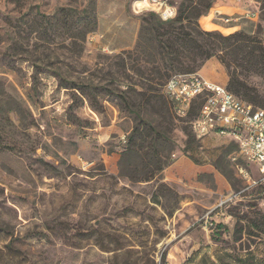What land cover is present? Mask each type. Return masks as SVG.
Instances as JSON below:
<instances>
[{
  "label": "rangeland",
  "instance_id": "rangeland-1",
  "mask_svg": "<svg viewBox=\"0 0 264 264\" xmlns=\"http://www.w3.org/2000/svg\"><path fill=\"white\" fill-rule=\"evenodd\" d=\"M238 1L0 0V264H264V179L163 91L199 59L163 49L160 4L263 46L264 2L226 15ZM243 56L230 69L264 100ZM193 70L227 83L217 56Z\"/></svg>",
  "mask_w": 264,
  "mask_h": 264
},
{
  "label": "built area",
  "instance_id": "built-area-1",
  "mask_svg": "<svg viewBox=\"0 0 264 264\" xmlns=\"http://www.w3.org/2000/svg\"><path fill=\"white\" fill-rule=\"evenodd\" d=\"M163 6V7H162ZM163 20L172 18L175 10L160 4ZM245 17L256 19V12ZM235 20L226 17L224 22ZM165 96L179 114L197 106L192 130L197 137L209 134L227 135L237 142L239 153L256 166L264 179V109L240 99L225 84L209 81L195 73L171 75L163 85Z\"/></svg>",
  "mask_w": 264,
  "mask_h": 264
},
{
  "label": "trees",
  "instance_id": "trees-1",
  "mask_svg": "<svg viewBox=\"0 0 264 264\" xmlns=\"http://www.w3.org/2000/svg\"><path fill=\"white\" fill-rule=\"evenodd\" d=\"M260 1L264 2V0ZM209 8L210 5L208 4L205 9L208 10ZM183 13L184 12L180 10L177 16L171 20L160 19L161 21L159 24L164 25L165 29L162 33L159 32L158 39L166 53H170L177 57L183 53H189L194 57H198L199 60H193L194 66L187 71L190 73H195L192 72L194 71L193 69L199 68L208 58L217 56L219 61L227 69L228 80L225 84L226 88L240 99L251 103L255 107L264 109V100L256 93L252 92L255 90H251L245 85L244 81L238 77L235 70L230 69L231 64L235 63V65H240V62L244 58L243 55L248 57V62L252 65L258 66L262 64L264 67V45L262 46L260 44L262 42L255 38H249V36H246L241 31H235L224 35L218 31L202 30L198 26V18L202 13L190 12V14H188V12L185 15ZM171 37H173V39H171ZM243 40H249L253 43L246 53H243L242 50ZM174 43H176V47L173 45ZM226 55H229L230 58H226ZM192 110L197 112V106L191 107L189 113L192 112ZM136 115L139 116L138 114ZM249 257L250 254H247V257L244 258H235L234 264H252L248 260Z\"/></svg>",
  "mask_w": 264,
  "mask_h": 264
},
{
  "label": "crops",
  "instance_id": "crops-1",
  "mask_svg": "<svg viewBox=\"0 0 264 264\" xmlns=\"http://www.w3.org/2000/svg\"><path fill=\"white\" fill-rule=\"evenodd\" d=\"M240 1V0H239ZM238 1V2H239ZM234 8V10L232 11V12H228V13H226V15H231V14H238V15H242V17L244 16L245 17V14L247 13V12H249V10H246V9H244L243 7H242V5H241V3L239 2V5L238 6H235V7H233ZM215 13V16H220V12L219 11H215L214 12ZM235 16V15H234ZM205 18V21H204V23H206V25H210V27H207L206 29H214L216 26H219V25H217L216 23H214L213 21H212V18H210V19H208V17L206 16V17H204ZM238 18L236 17L235 18V20H233L232 22H231V24L229 25L230 26V28H240V24L239 23H237V20ZM199 75H201L202 77H204L205 79H207V80H209V81H214V80H211V78H209V77H207V76H205V75H203V74H201V73H198ZM214 82H216V81H214ZM221 84H226V81L224 82V83H221Z\"/></svg>",
  "mask_w": 264,
  "mask_h": 264
}]
</instances>
